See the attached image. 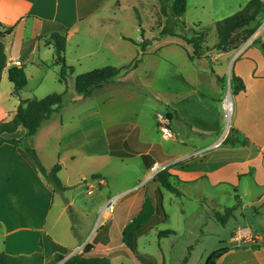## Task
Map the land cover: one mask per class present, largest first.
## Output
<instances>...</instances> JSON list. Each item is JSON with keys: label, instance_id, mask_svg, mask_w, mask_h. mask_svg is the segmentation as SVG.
<instances>
[{"label": "rangeland", "instance_id": "obj_1", "mask_svg": "<svg viewBox=\"0 0 264 264\" xmlns=\"http://www.w3.org/2000/svg\"><path fill=\"white\" fill-rule=\"evenodd\" d=\"M248 1L187 0L184 16L175 21L159 14L157 0H103L94 16L73 29V45L66 54L70 57L73 52V74L67 86L58 81L53 47L42 48L33 58L42 63H25L27 85L18 96L13 94L7 73H3L0 122L11 121L23 101L64 92L65 95L61 108L42 123L33 137L26 138L20 127L5 136L20 140L17 147L0 146V253L5 238L8 237L9 250L20 245L18 239L26 238L24 233L13 231L31 227L42 229L55 240L52 244L48 240V247L42 251L44 264H50L54 250L71 252L75 245L83 247L88 243L99 245L98 251L104 256L128 250L112 257L111 264H205L212 253L228 245L237 226L245 224L244 218L249 221L260 218L261 214L255 212L264 209L250 203V192H238V201L234 191L226 186L214 193L201 184L200 191L188 186L183 192L184 183L174 179L181 197L162 190L164 216L157 213L147 224L145 233L137 237L133 252L122 243L123 226L138 212L130 202L143 199L145 194L155 201V187L148 181L150 173H146L140 156L119 158L110 154L123 150L118 143L124 140L133 149L142 144L175 150L185 127L172 120L173 139L166 140L155 116L171 111L172 102L176 103L178 98L174 88L183 86L182 65L189 67L186 52L192 51L184 37H192V29L204 33V46L215 45V23L234 15ZM164 28L173 30L174 35H162ZM144 41L150 44L142 51ZM98 44L101 45L97 49ZM93 50L97 51L91 54ZM135 59H138L135 69L123 71L91 96L82 99L76 94L77 76L108 66H126ZM176 108L181 109V100ZM230 123L231 119L224 121L226 127ZM28 149L35 151L47 172L60 165L58 178L64 191H55L46 182L28 156ZM95 174L105 183L99 184L98 179L91 181ZM116 195L122 196L114 213L101 214L102 202ZM225 208L235 210L225 225H220L213 220L212 211L222 212ZM163 231L172 234L158 237ZM108 233L110 241L104 246L103 239ZM27 239L33 243L31 236ZM135 253L142 258H136Z\"/></svg>", "mask_w": 264, "mask_h": 264}, {"label": "crops", "instance_id": "obj_2", "mask_svg": "<svg viewBox=\"0 0 264 264\" xmlns=\"http://www.w3.org/2000/svg\"><path fill=\"white\" fill-rule=\"evenodd\" d=\"M101 1L103 0H0V23L4 29H11V33L3 41L7 55L5 72L7 73L13 67H23L25 70L27 62L32 65L42 63L40 59L36 61L33 58H36L42 48H52L48 44L49 32L43 33L45 21L70 28L66 39L65 60L72 67L73 52L70 53V57L66 54L73 45V39H71L73 29L78 23L94 16L99 8L98 3ZM263 20L264 9H261L255 25H259L258 23ZM262 43H264V33L235 60L232 51L223 53L211 50L205 52V59L192 61L188 58V51L186 52V62L189 67L182 65L185 72L182 80L184 87L174 88L177 90L175 95H178V98L176 103L172 102L171 111L165 114L173 112L177 114L180 120L174 115L169 120V127L172 120L183 125L185 131H182V139L178 142L179 145L173 148L175 150L166 151L159 146L155 149L154 146L147 145L140 152L148 154L154 163L186 158L183 164L170 169L179 174L181 183H184L181 185L183 192L188 186H193L194 191H200L201 184L209 186L214 193L217 188L226 186L234 191L235 197H238V192H250V203L255 204L259 209H264V49L261 47ZM100 45L98 44L97 49ZM213 46L207 48L211 49ZM96 51L93 50L91 54ZM232 75L241 79L244 90L231 97V118H229L231 123L226 127L224 121H227V118L222 103L226 99L228 89L230 90L229 80ZM218 78L224 79V84L220 85ZM180 100L181 109L179 110L176 107ZM221 136L224 141L230 136L237 140V143L230 145L223 142L221 147L214 148V143ZM195 153L197 155L193 156ZM145 171L149 172L146 168ZM98 182L105 183L102 177L98 178ZM197 196L198 199L202 197L200 193ZM143 199L136 198L130 202L131 206L138 211L132 219L140 212ZM104 203L105 200L101 207ZM63 214L64 211L61 216ZM260 214V218L259 216L251 218L252 221L244 218L245 224L237 226L228 245L222 248L227 252L216 264H264V210L255 212V215ZM13 233H24L26 238L18 239L20 245L12 250L7 248L8 237L5 238L3 253L11 256H26L37 252L43 254L42 251L48 247V240L51 244L55 242L47 232L38 228L20 227ZM30 236L33 243L27 239ZM109 241L108 233V240L102 245L105 246ZM84 246L75 245L71 252L54 250V253L66 259L67 256L70 257L74 255L73 253L79 252ZM93 246V254L105 255L98 251L99 245ZM121 252L125 253L128 250Z\"/></svg>", "mask_w": 264, "mask_h": 264}, {"label": "trees", "instance_id": "obj_3", "mask_svg": "<svg viewBox=\"0 0 264 264\" xmlns=\"http://www.w3.org/2000/svg\"><path fill=\"white\" fill-rule=\"evenodd\" d=\"M160 4V15L178 21L184 16L187 7V0H157ZM170 3V6L167 4ZM264 9V1L262 0H249L237 13L234 15L215 23L216 31V44L211 48H205L204 33H197L191 29L192 37H184L187 45L191 46V54H188L190 61L205 59L204 54L207 51L216 52H230L234 51L241 43L252 36L257 30L259 25H255L256 18L259 11ZM169 10V14L167 11ZM49 32V45H52L55 59L54 64L59 67L58 81L67 86L70 75L73 74V68L66 63L65 48L66 38L69 35L70 28H65L59 24L51 22H43V33ZM11 33V29H4L0 23V81L3 73L7 67V55L4 47V38ZM162 35H174L173 30L164 28L161 32ZM147 42H143L142 51L146 47ZM150 42L148 43V45ZM138 59H135L132 64L121 67H104L101 69L92 70L90 72L79 75L74 80V90L76 94L82 99L91 96L96 90H100L103 86L114 80L123 71H129L137 67ZM8 81L12 84L13 94L18 96L20 92L27 85V77L23 67H13L7 71ZM220 85L224 84V79L218 78ZM229 88L231 97L244 90V84L241 79L231 76L229 80ZM62 94H51L43 99H32L21 102L15 112L13 119L9 122H0V146L3 144H10L17 147L20 140L8 139L5 136L14 134L18 128H23L26 138L33 137L37 130L41 127L42 123L48 121L53 112L61 108L63 97ZM177 114L175 112L168 113L166 116L169 120ZM177 119L179 117L177 116ZM180 120V119H179ZM225 144L234 145L237 140L232 139L230 136L224 141ZM122 141L118 145L123 150H116L110 152L112 156L119 158H131L140 156L143 165L147 170H150L154 161L148 154L140 153L147 145L137 144L133 149L132 144ZM28 156L35 163L40 174L45 178L46 182L53 186L55 191H64L65 188L59 181L58 173L60 172V165L56 164L52 169L47 172L39 161L37 154L34 150H27ZM100 178L99 175L92 176V180ZM176 179L181 182L180 176L177 172L165 170L159 173L154 179L151 180L155 187L154 201L147 194L144 195L142 206L138 215L127 224L122 231V243L125 248L135 252L137 237L145 233V227L152 222V219L157 213H162L164 210L162 205V190L170 192L176 196H181L179 189L172 183ZM238 201V197H235ZM239 204V203H237ZM235 208H225L222 212L212 211V218L220 225H225L229 218L233 215ZM172 234L171 231H163L158 233V237H164ZM104 241L108 240V234L104 236ZM41 246V242H39ZM93 244H86L80 253L72 255L66 259L64 256L55 254L50 264H111L110 259L118 254H125L124 252L113 253L109 256H101L93 254ZM227 252L226 249H221L212 253L205 264H216V262ZM136 258H142L135 253ZM142 260V259H141ZM184 260L183 262H185ZM0 264H44L43 254L40 252L33 253L26 256H11L5 253H0Z\"/></svg>", "mask_w": 264, "mask_h": 264}, {"label": "built area", "instance_id": "obj_4", "mask_svg": "<svg viewBox=\"0 0 264 264\" xmlns=\"http://www.w3.org/2000/svg\"><path fill=\"white\" fill-rule=\"evenodd\" d=\"M263 30H264V21L262 22L261 26H258L257 30L255 31V33L252 36H250L243 43H241L234 51H232L233 52V59L235 60L236 58L241 56L243 53H245V51L257 41V39L262 34ZM227 99H230V101H231V96H230V93L228 91H227L226 99L222 103V108L226 114L227 120H229L230 115H231V110H230V112H228L229 108L227 105ZM155 118H156V121L158 124V129L162 134V137L166 140L173 139V134H172V131L169 127L168 117L166 115L158 113V114H156ZM223 142H224V139H223V136H221L214 143L213 147L219 148L223 145ZM195 155H197V153H195L193 156H195ZM183 159L186 160V158H183ZM183 159H178L176 161L163 162V163H154L149 170L150 175H149L148 181H151L152 179H154L162 171L172 169V167L181 163V161ZM121 196L122 195H116V196L109 197L101 209V214H105V213L106 214H112L114 212L115 206L117 205Z\"/></svg>", "mask_w": 264, "mask_h": 264}, {"label": "bare ground", "instance_id": "obj_5", "mask_svg": "<svg viewBox=\"0 0 264 264\" xmlns=\"http://www.w3.org/2000/svg\"><path fill=\"white\" fill-rule=\"evenodd\" d=\"M227 105H228V108H229V110H228V112H229L230 111V108H231L230 99H227Z\"/></svg>", "mask_w": 264, "mask_h": 264}, {"label": "water", "instance_id": "obj_6", "mask_svg": "<svg viewBox=\"0 0 264 264\" xmlns=\"http://www.w3.org/2000/svg\"><path fill=\"white\" fill-rule=\"evenodd\" d=\"M261 47L264 49V43H262ZM228 92H229V89H228ZM91 181H92V179H91ZM70 257H71V256H70ZM70 257H67L66 259H68V258H70ZM66 259H65V260H66Z\"/></svg>", "mask_w": 264, "mask_h": 264}]
</instances>
